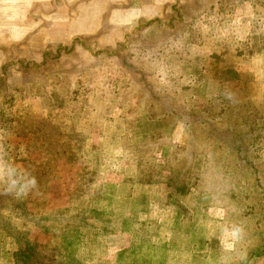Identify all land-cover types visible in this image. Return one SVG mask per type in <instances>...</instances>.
<instances>
[{
    "label": "rangeland",
    "instance_id": "rangeland-1",
    "mask_svg": "<svg viewBox=\"0 0 264 264\" xmlns=\"http://www.w3.org/2000/svg\"><path fill=\"white\" fill-rule=\"evenodd\" d=\"M0 151V264H264V0H0Z\"/></svg>",
    "mask_w": 264,
    "mask_h": 264
},
{
    "label": "clouds",
    "instance_id": "clouds-1",
    "mask_svg": "<svg viewBox=\"0 0 264 264\" xmlns=\"http://www.w3.org/2000/svg\"><path fill=\"white\" fill-rule=\"evenodd\" d=\"M225 98L232 100L231 93H225ZM37 188V180L27 170L18 168L14 163L6 159L0 151V195H12L17 198L26 197L30 192ZM224 238L220 240L224 245L225 239L230 242L227 251L234 250L235 245L240 242L245 234V230L240 224H232L223 229ZM247 254L243 253L240 260H246ZM229 257H222L220 264H229Z\"/></svg>",
    "mask_w": 264,
    "mask_h": 264
},
{
    "label": "trees",
    "instance_id": "trees-1",
    "mask_svg": "<svg viewBox=\"0 0 264 264\" xmlns=\"http://www.w3.org/2000/svg\"><path fill=\"white\" fill-rule=\"evenodd\" d=\"M158 58L159 57L157 56L156 59H158ZM163 77H164L163 74L157 73V78H159V79H161L163 81ZM167 80L168 81L172 80V74H167ZM170 86L173 87V88H171V89H173L171 91H169V89L161 88V89H163L162 96H160L161 98H165L169 94H175V92L177 94H179V93L183 94L182 89H184V88L182 86L178 85L177 83H174V85H170ZM169 99H170L172 104L168 105V108H169L168 111L169 112H167V113H171V114H168V115H172V116L170 118H167L168 117L167 113H165L163 116L155 114V121L159 120V124H162L161 126L164 128V130L167 129V131H170L173 128H175L177 122L180 121L183 116H185V115H182V108H183L182 105H180L176 101L174 95H170ZM161 101H164V100H161ZM162 104H164V103H162ZM180 114L182 115L181 117H179ZM191 116L192 117L190 119H187V116H186V120L184 118H182L183 121H184V124L186 126L183 124V122H182V124L188 130H189V128H187L188 126L192 127V126L198 125V124L202 123L205 118L208 117L206 110H203L201 113L191 114ZM160 136L161 135H158V138H160ZM212 136L215 137V138H218L219 134L218 133H213ZM190 144H191V139L189 137L187 142H186V144L184 145V149L186 150L187 147ZM239 160H242L244 163H247L246 160H245V156L240 154V151H239ZM237 176L238 177L232 176V180H234V179H236V180H246L248 178L249 174H247L245 171L241 170L240 174H238ZM225 178H226V176H219L217 178V180L223 181V179H225ZM14 254H16L15 251H14L13 255ZM27 257H28V255H27L26 247H21V248H19V250L17 251V254L15 256V258H16L15 262L17 264H26Z\"/></svg>",
    "mask_w": 264,
    "mask_h": 264
}]
</instances>
